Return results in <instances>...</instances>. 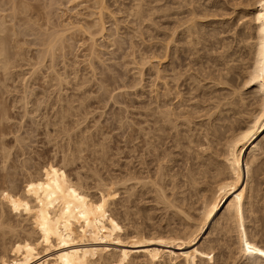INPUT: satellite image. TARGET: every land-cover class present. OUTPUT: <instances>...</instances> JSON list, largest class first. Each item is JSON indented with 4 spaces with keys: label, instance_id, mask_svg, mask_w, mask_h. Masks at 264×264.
<instances>
[{
    "label": "rangeland",
    "instance_id": "1",
    "mask_svg": "<svg viewBox=\"0 0 264 264\" xmlns=\"http://www.w3.org/2000/svg\"><path fill=\"white\" fill-rule=\"evenodd\" d=\"M240 3L0 0V253L55 215L96 213L123 237L193 231L231 180V143L264 118L254 6ZM255 168L246 244L211 236L210 264L264 263V143Z\"/></svg>",
    "mask_w": 264,
    "mask_h": 264
},
{
    "label": "bare ground",
    "instance_id": "2",
    "mask_svg": "<svg viewBox=\"0 0 264 264\" xmlns=\"http://www.w3.org/2000/svg\"><path fill=\"white\" fill-rule=\"evenodd\" d=\"M239 1L241 2L239 5H243L246 7L245 9L254 6L249 13L255 22V27L252 30L255 31L258 46L261 49L258 54L256 75L263 78L264 0ZM102 16V12L98 13L94 21L95 30L89 32L88 38L91 42L95 43L96 36L104 37L105 27ZM207 24L211 28L217 26V23L213 21ZM203 25L204 23L201 21H193L187 26V32L191 33ZM2 29L0 30L2 31ZM194 31L193 33H195ZM218 35L221 34L216 36ZM0 41L1 48L5 40L0 39ZM5 48L7 49V47ZM2 49L1 53L4 52L3 47ZM5 54L0 55L5 56ZM6 62L1 63L5 65ZM261 87L264 95V80ZM221 120L216 119L212 124L213 135L224 127L222 124L220 125ZM263 143L264 118L259 117L245 127L231 143V180L216 188L209 206L199 220L201 222L193 224V231L180 239L123 237L114 234L111 230L102 229L101 225L106 223L107 219L99 218L96 213H87L85 218L55 215L53 219L44 220L41 228L38 227L39 223L34 225L32 221L30 223L28 220L29 228L32 230L28 231L25 228L23 231L21 228L22 232L19 230L10 232L12 239L8 244L9 248L7 249V245H4L0 253V264H210L211 253L214 250H210V248V251L205 250L207 249L205 245H213L215 240L210 239L211 236H216V241L220 242L228 233L235 232L240 246L246 244L248 234L246 233L245 213L255 214L256 212V202L259 197L258 189H253L254 178L258 171V168H255V162L261 155ZM190 222L191 220L188 218L186 223ZM202 244L203 248L200 246Z\"/></svg>",
    "mask_w": 264,
    "mask_h": 264
}]
</instances>
